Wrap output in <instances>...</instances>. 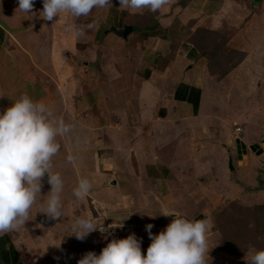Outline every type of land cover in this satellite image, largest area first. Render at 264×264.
<instances>
[{
    "label": "crops",
    "instance_id": "obj_1",
    "mask_svg": "<svg viewBox=\"0 0 264 264\" xmlns=\"http://www.w3.org/2000/svg\"><path fill=\"white\" fill-rule=\"evenodd\" d=\"M96 1L103 7L99 27L89 21L80 27L76 19L81 16L76 7L84 5L85 11H91L92 0L82 4L74 0H0V107L4 109L11 102L12 118L16 119L28 110L35 113L38 108L34 104L46 103L45 111L50 114L62 112L61 125L80 128L88 136L78 151L74 134V152L68 153L66 163L57 166V176L64 178V193L76 198V187L65 177L68 172L81 186L82 195L95 190L103 196L121 194L122 199L136 205L148 194V202L165 214L184 199L200 203L203 194L211 193L212 186L204 180L207 177L214 180V188L227 187L225 194L236 199L245 187L258 185L256 179H245L242 186L231 182L232 170L228 168L229 148L238 139L246 151L240 155L243 168L249 159L246 147L262 146L264 139V129H260L258 138L243 141L245 127L237 122L246 113L264 119V101L258 111L249 110L245 103L250 100L241 98L244 89L238 87L247 75L246 89L252 97H260L264 91V82L258 83L261 73L253 70L252 64L245 68L256 48L240 42L241 31L236 33V29L243 21L223 26L228 5L234 4L233 12L239 11V18L244 4L235 5L237 0ZM126 25L133 27L127 39L113 32L105 34L109 28L120 30ZM216 38L220 46L212 41ZM81 40L89 41L95 52L79 66L74 59ZM86 69L91 83L87 90L75 84ZM66 96L71 98V110L66 106ZM52 97H56L55 102ZM256 121L253 118L247 125L249 130ZM43 131H39L41 137H35L40 144L49 141L48 132L44 131L43 137ZM98 137L105 139L111 157L93 153V147L101 142ZM68 143L65 140L66 146ZM34 154L23 153L13 160L34 162ZM258 155L264 157V148ZM25 166L29 170V165ZM78 166H85L86 171H78ZM248 174L254 176L255 170ZM113 181L116 186L111 185ZM77 200L72 205L78 211L84 201ZM76 210L66 211L69 216L60 213L64 226L56 222L55 227L45 226V235H39L36 225L42 224L33 214L18 225L6 212L10 219H0V264H95L96 260L91 262L82 252ZM19 217L17 211L13 219ZM102 221L100 217L86 222L95 227Z\"/></svg>",
    "mask_w": 264,
    "mask_h": 264
},
{
    "label": "rangeland",
    "instance_id": "obj_2",
    "mask_svg": "<svg viewBox=\"0 0 264 264\" xmlns=\"http://www.w3.org/2000/svg\"><path fill=\"white\" fill-rule=\"evenodd\" d=\"M82 1L87 0H74V2H81V4ZM98 3V1L92 0L91 11L88 8L85 11L84 5H79V8L78 6L76 7L81 15L76 18L81 22L80 27L84 26L86 21H89L93 27H99L100 19L103 15V7L102 3ZM236 3L244 4L240 6V17L238 18L239 11L235 10L233 12L232 6L234 4H229L223 16V26L229 27L231 24L236 25L240 21H243L240 25L242 30L239 26L236 29V33L241 31L240 42L256 48L255 51L253 50L252 58L248 60H251L250 63L245 65V68L250 67L252 64V69L261 73L258 75L260 79H258V83H262L264 82V0H237L235 5ZM107 30H110V28ZM80 43V52L74 60L79 66H82L84 61L90 59L89 57H91L94 49L89 41L84 43L81 40ZM16 44V49L19 51V42ZM23 58L21 56L22 60ZM21 67L23 71H27L28 69L23 63H21ZM87 70L89 71V69L82 70L81 79L75 81V84L77 82V87L80 85V87L86 90L89 85L91 86ZM28 75L32 77L31 74ZM95 76L100 75L97 74ZM240 81H242V84H238V87L240 90L244 89L241 92L242 94L240 93L241 98L245 101L250 100L249 103L246 101L245 105L249 106V110L255 109L258 111L259 104L264 101V91L260 97H257L258 99L252 97L251 91L249 92L246 89L249 83L248 76L245 75ZM51 92L52 89H50L49 93L52 94ZM247 92L249 93L247 94ZM81 97L84 98V96ZM221 98L218 100L219 103L223 100ZM233 98L235 99L236 97L234 96ZM65 99L67 100L66 106L71 110V98L68 99L66 96ZM55 100L56 97L53 98L54 102ZM254 102L256 105H254ZM34 105V107L38 108V110L35 108L39 111L38 113L37 111L31 113L28 110L27 112L20 113L16 119L12 118L15 115H12V109L14 108H12L11 102L4 109L0 107V219L6 218V212H9L12 214V223L16 222L18 225H22L24 224L25 216H32L33 214L34 219L42 224V226L36 225L39 235H45V226L51 224L55 227L56 224L54 222L62 223L63 225L65 220L60 222V213L63 212L64 215L67 214L65 216H69V213H66V211L71 212L72 210H76L72 204L78 198L84 201L81 209L76 210L78 212V220L81 222L78 226L81 230L80 237L83 242V245L81 244L82 252L90 256L91 262L96 260L95 264H264V162H262L264 157H260L261 155L254 153L250 147H246L249 151V159L248 165H245L244 168L239 165L241 156L236 145H231L229 148L231 156L229 155L228 158V168L232 170L229 180L241 186L245 185L243 182L245 179L251 182L253 179H256L258 182V185H255V187H245L240 192L238 199L232 198L233 195L231 197L225 194L224 189H227V187L225 188L220 185L221 187L214 188L213 184H211L214 183V180L207 177L204 180L210 188L212 186L211 193L203 194V199L200 203L184 199L182 204L176 206V209L163 214L162 210L154 208V203L148 202V194H145L146 197L140 198L139 203L136 205L129 204L127 200L122 199L121 194L107 193V195L103 196L98 192L99 190H95V192L88 191L84 193L85 195H82L81 186H79V183H76V178L67 172L65 175L66 179L70 182V185L76 187V195L74 196L76 198H72L68 193H64L67 192L61 183V179L64 178H62L63 175L57 176L56 169L59 163L60 165L66 163L65 160L68 153L73 151L71 142H73L74 134L79 146L78 151L84 148V141L88 136L80 128L74 130L67 124H62L64 125L62 127L60 119L62 115L61 111L57 114H50L45 111L48 108L46 103ZM221 106L228 107L224 103ZM247 114L246 117L244 114H241V117L237 121L244 124L245 127L243 141H249V137L258 138L262 135L260 129H264L262 125L264 119L262 117L260 118L258 114H256L257 117L247 116ZM262 116L264 118V115ZM253 118L257 119V121L249 130L247 125L250 124ZM67 119L66 122L69 123V117ZM40 130L48 132L49 141L45 144H40L35 138L41 137ZM33 134L36 136H33ZM43 137H46V135ZM99 137L97 141L101 140V142L93 147V153L98 151L102 158L111 157L112 154L110 155L106 149L105 139ZM65 140L69 141L70 144L68 143L66 146ZM39 149L40 154L37 153ZM78 151L77 153H79ZM90 151L91 149L89 148L88 153ZM27 152L36 153L34 156L37 159L34 162H18L13 160L20 158V154ZM232 158L234 159L232 164H235H233V167L236 166V169L230 168V160ZM67 161V164L71 163L70 160L67 159ZM82 163L84 164L85 162ZM25 165H29V170ZM78 167V171H83V173L86 171L85 166ZM254 170V176L248 174V172ZM44 171L47 172L46 176L44 175ZM217 173H220V170ZM256 173L258 174L257 177ZM39 176L43 177L44 182L41 183L39 181ZM14 191H16V194H14ZM26 196L28 198H25ZM225 196L228 198H225ZM216 197L220 199H216ZM218 200L219 203L216 202ZM17 211L20 217L14 220L13 217ZM171 213H175L176 217L171 218L169 215ZM199 214L203 216V220L195 222L200 216ZM100 217L103 221L97 222L95 227L86 222L98 220ZM181 217L188 218L190 227H182L179 222ZM6 219H10V217L8 216ZM119 223H155V226H164L165 229L162 231L164 242L162 245L156 247L157 249L154 254L156 257H153L152 252L117 251L112 245L111 238L109 239L106 235L107 233L104 228L110 229V225ZM225 230L231 232V237L225 234L227 232ZM36 236L34 235V237ZM85 244H88L90 249H85Z\"/></svg>",
    "mask_w": 264,
    "mask_h": 264
},
{
    "label": "built area",
    "instance_id": "obj_3",
    "mask_svg": "<svg viewBox=\"0 0 264 264\" xmlns=\"http://www.w3.org/2000/svg\"><path fill=\"white\" fill-rule=\"evenodd\" d=\"M240 130L238 128V131ZM179 222L185 228L190 227V222L184 217H181ZM163 229H165L164 226H155V223H119L110 225V229L104 228L106 235L109 239L111 238L112 245L117 251H141L152 252L153 254L156 252V247L164 242ZM101 230L103 229L101 228Z\"/></svg>",
    "mask_w": 264,
    "mask_h": 264
},
{
    "label": "water",
    "instance_id": "obj_4",
    "mask_svg": "<svg viewBox=\"0 0 264 264\" xmlns=\"http://www.w3.org/2000/svg\"><path fill=\"white\" fill-rule=\"evenodd\" d=\"M108 32H113V33H115L116 35H118L119 37H121V38H123V39H127L128 36L133 32V27H132V26H129V25H126L124 28H122V29H120V30H118V29H116V28H110V30H107L105 33H108ZM236 143H237L236 147H237V149H238L239 154L242 155L243 153H245L246 151L243 150V149H244V146H242V144H240V140H238ZM262 144L264 145V139H263V141H262ZM258 147H259L258 145H256V146H252L251 149H252V151H254V152L258 151L257 154H261V153H262V150H261L260 148H258ZM258 149H259V150H258ZM241 157H242V156H241ZM230 168L233 169V167H232V163H231V162H230ZM44 175H45V176L47 175V172H46V171H44ZM111 185H112V186H116V185H117V182H116V181H113V182H111ZM169 215L171 216V218L176 217V214H175V213H171V214H169ZM200 220H203V216H202V215H200V216L195 220V222H196V221H200Z\"/></svg>",
    "mask_w": 264,
    "mask_h": 264
},
{
    "label": "trees",
    "instance_id": "obj_5",
    "mask_svg": "<svg viewBox=\"0 0 264 264\" xmlns=\"http://www.w3.org/2000/svg\"><path fill=\"white\" fill-rule=\"evenodd\" d=\"M212 41H215V45H218V46H220L221 44L218 42L219 40H217V38L214 40H212ZM211 43V42H210ZM213 44V43H212ZM212 44H211V47L210 48H212ZM228 56H225V58H224V60H226V58H227ZM221 65V64H220ZM220 65H219V67H220ZM225 231H227V230H225ZM225 234L226 235H228L229 237H231V232L230 231H227V232H225ZM226 239V238H225Z\"/></svg>",
    "mask_w": 264,
    "mask_h": 264
},
{
    "label": "clouds",
    "instance_id": "obj_6",
    "mask_svg": "<svg viewBox=\"0 0 264 264\" xmlns=\"http://www.w3.org/2000/svg\"><path fill=\"white\" fill-rule=\"evenodd\" d=\"M239 140V139H238ZM237 142V141H236ZM240 144H242V142L240 141ZM236 145H237V143H236ZM242 146H244L243 144H242ZM254 146H256V145H254ZM259 146V145H258ZM251 147L252 146H250V149H251ZM258 148H260L261 150L264 148V145H262V146H259ZM243 150H245V147H244V149ZM252 150V149H251ZM259 150V149H258ZM254 152V151H253ZM258 151H256V152H254V153H257ZM246 154V153H245ZM183 227V226H182Z\"/></svg>",
    "mask_w": 264,
    "mask_h": 264
}]
</instances>
